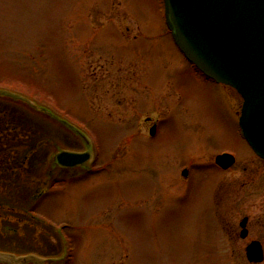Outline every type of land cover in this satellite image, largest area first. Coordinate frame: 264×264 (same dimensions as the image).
<instances>
[{"label": "rangeland", "instance_id": "rangeland-1", "mask_svg": "<svg viewBox=\"0 0 264 264\" xmlns=\"http://www.w3.org/2000/svg\"><path fill=\"white\" fill-rule=\"evenodd\" d=\"M226 90L184 59L163 0H0V250L44 264H264L244 250L264 248V161ZM61 150L91 157L66 168ZM220 153L235 164L219 168Z\"/></svg>", "mask_w": 264, "mask_h": 264}, {"label": "water", "instance_id": "water-1", "mask_svg": "<svg viewBox=\"0 0 264 264\" xmlns=\"http://www.w3.org/2000/svg\"><path fill=\"white\" fill-rule=\"evenodd\" d=\"M163 2L167 26L185 57L206 76L241 94L239 125L242 134L253 151L264 159V0ZM80 135L89 145L87 138ZM89 158V152L67 150L55 155L56 162L63 167L78 166ZM215 161L228 168L234 157L220 154ZM246 234L247 230L243 229L241 236ZM246 255L249 261H262L260 242L252 241L246 247ZM0 262L44 264L33 254L17 257L7 252H0Z\"/></svg>", "mask_w": 264, "mask_h": 264}, {"label": "flooded vegetation", "instance_id": "flooded-vegetation-1", "mask_svg": "<svg viewBox=\"0 0 264 264\" xmlns=\"http://www.w3.org/2000/svg\"><path fill=\"white\" fill-rule=\"evenodd\" d=\"M192 67V66H191ZM193 68V70H194V72H196L198 75H200L201 77H203V78H205V79H208V78H206L201 72H199V70H197V69H195L194 67H192ZM144 73L145 72H143V74H142V76H141V81H142V83H144L143 82V75H144ZM208 80H210V79H208ZM211 82H213V83H216V82H214V81H212V80H210ZM216 84H218V85H220L225 91H227L226 89H228V90H232V91H234V89H232V88H230V87H228V86H226V85H223V84H220V83H216ZM145 85H147V84H145ZM149 87V86H148ZM235 92V91H234ZM236 93V92H235ZM238 97H239V95H238ZM177 98H178V95H177ZM239 100H240V104H241V99H240V97H239ZM140 105H138V107H139ZM139 109H145V108H141V107H139ZM151 109H148V112L150 111ZM239 112V111H238ZM238 112H236L235 111V113L236 114H238ZM148 113H146V114H144L143 115V120H144V122L146 123V126H147V131H146V134L147 135H149V136H154L155 134H156V132H157V125H158V118H156V116H154V118H152V116H146ZM236 116L237 115H235V119H236ZM239 129V128H238ZM145 133V132H144ZM235 163H233V165H234ZM232 165V166H233ZM187 170V169H186ZM189 175V174H188ZM188 175L186 176V178H188ZM216 204V203H215ZM215 207H216V205H215ZM216 214H217V217H218V212H217V210H216ZM241 221V220H240ZM247 224H248V217H247V219L245 220V222H244V225L247 227ZM247 232H248V234H249V229H248V227H247ZM240 231H241V227L239 226V236H240ZM248 234H247V237H248ZM246 237V238H247ZM252 240H254V239H252ZM259 240V239H258ZM251 241V240H250ZM249 241V242H250ZM248 242V243H249ZM247 243V244H248ZM262 243V242H261ZM246 244V245H247ZM245 248H246V246H245ZM245 248H244V250H245ZM1 264V263H0Z\"/></svg>", "mask_w": 264, "mask_h": 264}]
</instances>
